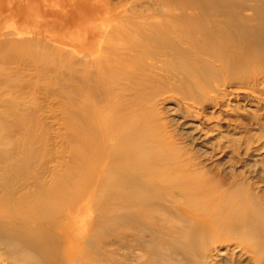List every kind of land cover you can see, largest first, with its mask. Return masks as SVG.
Wrapping results in <instances>:
<instances>
[{"label":"bare ground","instance_id":"obj_1","mask_svg":"<svg viewBox=\"0 0 264 264\" xmlns=\"http://www.w3.org/2000/svg\"><path fill=\"white\" fill-rule=\"evenodd\" d=\"M262 83L264 0H0V264H264V203L181 151L160 97Z\"/></svg>","mask_w":264,"mask_h":264},{"label":"rangeland","instance_id":"obj_2","mask_svg":"<svg viewBox=\"0 0 264 264\" xmlns=\"http://www.w3.org/2000/svg\"><path fill=\"white\" fill-rule=\"evenodd\" d=\"M245 95H229L224 100H230L227 105L219 102L216 107L206 102L201 114L186 116L174 105L171 93L160 97L168 119L178 118V123L168 122V130H175L181 151L189 150L213 182L234 185L242 192L253 190L264 203V88L249 95L251 98ZM213 108L216 110L211 112ZM120 244L126 246L123 241ZM235 260L232 264H244Z\"/></svg>","mask_w":264,"mask_h":264}]
</instances>
